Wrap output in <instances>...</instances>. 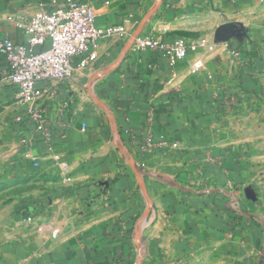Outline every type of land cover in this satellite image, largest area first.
<instances>
[{
    "label": "crops",
    "instance_id": "crops-1",
    "mask_svg": "<svg viewBox=\"0 0 264 264\" xmlns=\"http://www.w3.org/2000/svg\"><path fill=\"white\" fill-rule=\"evenodd\" d=\"M78 2L136 24L44 83L46 132L1 77L0 264H264V0H0V39ZM132 33L214 47L170 64Z\"/></svg>",
    "mask_w": 264,
    "mask_h": 264
},
{
    "label": "built area",
    "instance_id": "built-area-1",
    "mask_svg": "<svg viewBox=\"0 0 264 264\" xmlns=\"http://www.w3.org/2000/svg\"><path fill=\"white\" fill-rule=\"evenodd\" d=\"M14 22L26 38L24 42L0 39V53L7 62L0 81L2 77L9 82L16 102L34 104L30 115L36 121V127L44 132L47 131L44 110L35 105L43 97L44 83L63 81L74 76L77 70L88 67L95 60L92 46L96 39L113 35L121 38L126 34L128 23L132 27L136 24L129 16L121 24L100 26L88 2L69 3L54 8L40 7L28 18H19ZM200 47L211 50L214 43L202 38L195 42H187L182 38L165 42L151 33H132L126 49L153 50L174 64L189 51ZM194 66L198 67L199 62H195ZM82 127H85L84 123Z\"/></svg>",
    "mask_w": 264,
    "mask_h": 264
},
{
    "label": "water",
    "instance_id": "water-1",
    "mask_svg": "<svg viewBox=\"0 0 264 264\" xmlns=\"http://www.w3.org/2000/svg\"><path fill=\"white\" fill-rule=\"evenodd\" d=\"M239 27H240L239 24L236 22H227L220 25L217 29L218 39H222V37H219L220 35H224L232 31H236L239 29ZM103 184L105 185V188H107V183L103 182Z\"/></svg>",
    "mask_w": 264,
    "mask_h": 264
},
{
    "label": "rangeland",
    "instance_id": "rangeland-1",
    "mask_svg": "<svg viewBox=\"0 0 264 264\" xmlns=\"http://www.w3.org/2000/svg\"><path fill=\"white\" fill-rule=\"evenodd\" d=\"M3 144H4V143L0 141V147H2V146H3ZM261 173H264V171H263V172H261Z\"/></svg>",
    "mask_w": 264,
    "mask_h": 264
},
{
    "label": "trees",
    "instance_id": "trees-1",
    "mask_svg": "<svg viewBox=\"0 0 264 264\" xmlns=\"http://www.w3.org/2000/svg\"><path fill=\"white\" fill-rule=\"evenodd\" d=\"M0 188H2V184H0Z\"/></svg>",
    "mask_w": 264,
    "mask_h": 264
}]
</instances>
